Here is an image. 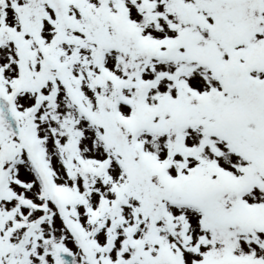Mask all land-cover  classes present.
Instances as JSON below:
<instances>
[{
  "label": "snow or ice",
  "instance_id": "snow-or-ice-1",
  "mask_svg": "<svg viewBox=\"0 0 264 264\" xmlns=\"http://www.w3.org/2000/svg\"><path fill=\"white\" fill-rule=\"evenodd\" d=\"M0 264H264V0H0Z\"/></svg>",
  "mask_w": 264,
  "mask_h": 264
}]
</instances>
